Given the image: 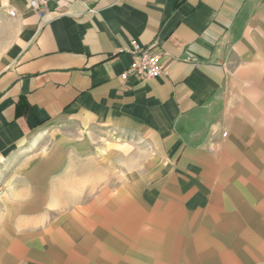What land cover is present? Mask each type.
Returning a JSON list of instances; mask_svg holds the SVG:
<instances>
[{
	"label": "crops",
	"instance_id": "0c3cea01",
	"mask_svg": "<svg viewBox=\"0 0 264 264\" xmlns=\"http://www.w3.org/2000/svg\"><path fill=\"white\" fill-rule=\"evenodd\" d=\"M0 22V164L68 121L144 168L0 209V264H264V0H0ZM131 40L162 74L120 77Z\"/></svg>",
	"mask_w": 264,
	"mask_h": 264
},
{
	"label": "rangeland",
	"instance_id": "374dc122",
	"mask_svg": "<svg viewBox=\"0 0 264 264\" xmlns=\"http://www.w3.org/2000/svg\"><path fill=\"white\" fill-rule=\"evenodd\" d=\"M5 30L6 24L0 22V50L6 39ZM35 137L18 153V157L0 164V209L4 211L24 200L23 196H31L39 186H56L60 195L70 190L75 193L79 189V174L87 173L88 182L96 183L100 177L94 175L98 167L102 168L104 188L140 174L131 170L144 169L142 157L127 158L125 153L120 156V151L111 157L108 150L114 145L113 141L125 137H115L114 132L105 127L93 132L79 129L73 122H53L38 131ZM82 141H85V147L80 149L78 143Z\"/></svg>",
	"mask_w": 264,
	"mask_h": 264
},
{
	"label": "built area",
	"instance_id": "2783aa9c",
	"mask_svg": "<svg viewBox=\"0 0 264 264\" xmlns=\"http://www.w3.org/2000/svg\"><path fill=\"white\" fill-rule=\"evenodd\" d=\"M62 0H29V5L39 12H46L49 4L59 3ZM10 15L14 14L13 10H9ZM127 51L131 55L129 66L120 74L124 80L129 75L135 77L153 78L163 73V64L160 61V55L152 52L150 47L141 45L136 40H131L128 46L123 47L119 52ZM188 60L189 58L186 57ZM225 134V133H224Z\"/></svg>",
	"mask_w": 264,
	"mask_h": 264
}]
</instances>
